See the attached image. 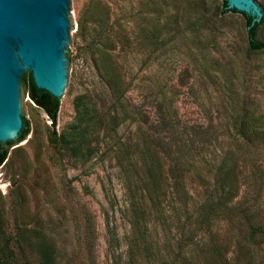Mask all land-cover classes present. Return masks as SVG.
<instances>
[{"label": "rangeland", "instance_id": "1", "mask_svg": "<svg viewBox=\"0 0 264 264\" xmlns=\"http://www.w3.org/2000/svg\"><path fill=\"white\" fill-rule=\"evenodd\" d=\"M222 10L76 0L55 129L80 94L102 123L92 155L75 158L26 94L29 132L0 165V264H264V237L253 251L246 239L264 222V51H249L240 12ZM102 30L112 81L87 47Z\"/></svg>", "mask_w": 264, "mask_h": 264}, {"label": "water", "instance_id": "2", "mask_svg": "<svg viewBox=\"0 0 264 264\" xmlns=\"http://www.w3.org/2000/svg\"><path fill=\"white\" fill-rule=\"evenodd\" d=\"M76 0H0V142L14 139L26 126L22 112L31 74L36 86L61 97L72 32L68 14ZM227 7L258 21L254 0H227Z\"/></svg>", "mask_w": 264, "mask_h": 264}, {"label": "trees", "instance_id": "3", "mask_svg": "<svg viewBox=\"0 0 264 264\" xmlns=\"http://www.w3.org/2000/svg\"><path fill=\"white\" fill-rule=\"evenodd\" d=\"M223 10H232L240 12L245 20L247 43L249 51H264V42L257 38V30L264 23V11L258 21H253V16L243 11H238L234 8L227 7V0H222ZM107 30H102L93 43L90 41V50L96 59V66L102 75L108 77L112 81V74L109 70V65H106L107 58L111 57L110 48H108L105 39H107ZM26 92L31 100L40 107L49 117L51 122V130L49 140L55 147L68 149L70 154L75 158L88 159L93 153L90 136L96 131V127L101 125L102 117L92 102L88 94H80L74 98L75 118L66 129L57 132L55 129L57 121V113L60 106L61 97L53 95L44 88L36 86L32 75L29 74L22 78ZM22 120L26 129L22 132L21 129L14 139L0 142V165L7 157L8 149L15 143L23 140L29 132L28 120L22 114ZM237 134L241 137H246L254 131L253 126L241 120L237 124ZM264 237V222L253 223L249 226L246 239L252 251L257 243L258 237Z\"/></svg>", "mask_w": 264, "mask_h": 264}]
</instances>
